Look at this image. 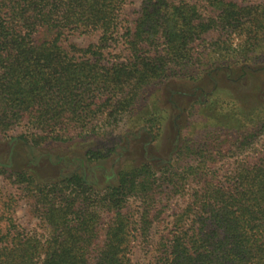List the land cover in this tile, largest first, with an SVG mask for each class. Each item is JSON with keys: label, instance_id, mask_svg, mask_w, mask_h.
Listing matches in <instances>:
<instances>
[{"label": "trees", "instance_id": "1", "mask_svg": "<svg viewBox=\"0 0 264 264\" xmlns=\"http://www.w3.org/2000/svg\"><path fill=\"white\" fill-rule=\"evenodd\" d=\"M125 2L0 0V134L21 126L7 145L22 144L26 156L14 164L10 150L0 174L47 225L37 231L5 219L0 264H131L137 233L146 241L163 202L184 193L187 202L155 241L156 264H264V102L198 94L164 160L146 145L165 115L145 103L171 76L195 80L215 60L250 59L264 46V0H207L205 12L183 0H140L131 26L121 17ZM74 32L98 37L63 47ZM119 47L124 53L107 51ZM197 112L214 129L205 138L193 136ZM74 135L98 144L37 151ZM142 135L139 152L130 142ZM135 155L142 160L127 165ZM217 162L227 164L222 173ZM12 197L0 199L1 211Z\"/></svg>", "mask_w": 264, "mask_h": 264}, {"label": "rangeland", "instance_id": "2", "mask_svg": "<svg viewBox=\"0 0 264 264\" xmlns=\"http://www.w3.org/2000/svg\"><path fill=\"white\" fill-rule=\"evenodd\" d=\"M183 1L196 4L199 9L204 12L206 10L207 0ZM235 1L240 3H253L260 0ZM139 4L140 0H126L124 3L121 17L126 20L127 25L131 26L134 19L137 17ZM97 37V33L95 32L91 34L74 32L62 40V46L65 48H69L73 45L76 47H85L91 43H95ZM211 37L212 36L208 37V39L210 40ZM260 38L264 42V37ZM232 44L233 47L236 46L234 42H232ZM119 49L120 47L114 48L113 50L108 49L107 51L110 53H124ZM105 57H109L108 52H106ZM201 68L203 71L195 80L184 76H171L165 82L154 87L153 92L145 95V103L150 106L154 105L159 107L165 115V119L162 122L160 136L155 142L146 145L149 155L158 156L160 158L159 160L166 159L169 151L174 146V141H176V129L179 126L184 125L185 122H189L186 112L189 105L192 103L193 99H196L198 94H203V97L207 96L209 101H218L220 103L221 101L231 100L234 104L243 106L264 102V46L254 52L248 60H215L212 64L208 63ZM200 112H204V110ZM200 112H197L192 119L194 126H197L193 133L195 139L201 136L204 138L207 137L204 135L210 132L209 130L214 132L212 127L206 126L207 117L205 116L204 118L203 114L201 115ZM21 132L22 127L17 126L11 128L5 134H0V160L7 159L8 156H11L10 150H12L14 153L12 163H19L21 165L25 161V149L22 144L18 143L17 146L15 145L14 148L10 150L7 145V136L17 135ZM142 138H145V135H142V137L138 139H132L131 137L130 146L140 152L138 146L142 144L141 141H139ZM258 142V146L264 145V131L259 136ZM96 144H98L97 138H76L74 135L72 139H69V142H49V144L37 148V151L40 152L42 150L50 155L59 153L68 154L73 150L81 153L86 149H92ZM137 155L131 157V159L130 156H128L125 163L127 165H134V163L137 162L139 163V161L142 160V157H138ZM179 161L180 163L189 162V158H181L176 161V164ZM225 166L223 165L221 167L220 162L215 164V168L219 173H222V168H225ZM12 187L4 176L0 174V199L6 202L9 200L10 196H13L12 198L15 201L13 207L10 208L8 212L6 211L7 208L4 211H1L0 206V216L3 215L2 220L0 219V226L4 227L5 219L11 218L17 228L25 227L27 229L44 231L47 228V225L41 223L39 217L30 211L28 200L22 195H19L18 190L16 191L14 186ZM187 199L188 195L184 193L183 196L175 195L170 200L163 202L165 205L164 210L160 214L158 220L153 223L149 238L144 241L137 233L136 239L131 243V264H156L154 259L156 248L155 241L160 233L165 232L166 229L170 227V224L173 221V214L185 205ZM130 202L131 208L135 212L137 206H139V202L132 198Z\"/></svg>", "mask_w": 264, "mask_h": 264}]
</instances>
